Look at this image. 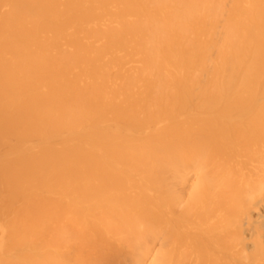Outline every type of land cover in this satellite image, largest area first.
I'll return each instance as SVG.
<instances>
[{
  "label": "bare ground",
  "instance_id": "bare-ground-1",
  "mask_svg": "<svg viewBox=\"0 0 264 264\" xmlns=\"http://www.w3.org/2000/svg\"><path fill=\"white\" fill-rule=\"evenodd\" d=\"M0 264H264V0H0Z\"/></svg>",
  "mask_w": 264,
  "mask_h": 264
}]
</instances>
